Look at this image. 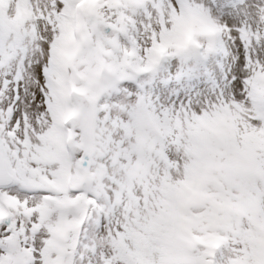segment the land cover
<instances>
[{
	"label": "snow or ice",
	"instance_id": "obj_1",
	"mask_svg": "<svg viewBox=\"0 0 264 264\" xmlns=\"http://www.w3.org/2000/svg\"><path fill=\"white\" fill-rule=\"evenodd\" d=\"M0 264H264V0H0Z\"/></svg>",
	"mask_w": 264,
	"mask_h": 264
}]
</instances>
